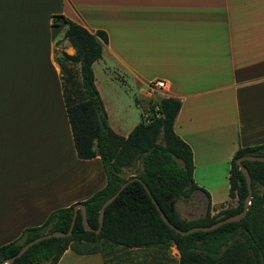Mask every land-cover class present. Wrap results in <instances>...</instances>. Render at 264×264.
Masks as SVG:
<instances>
[{
    "label": "crops",
    "instance_id": "1",
    "mask_svg": "<svg viewBox=\"0 0 264 264\" xmlns=\"http://www.w3.org/2000/svg\"><path fill=\"white\" fill-rule=\"evenodd\" d=\"M63 17L106 33L91 64L105 111L93 68L102 57L130 74L140 112L164 95L180 100L173 130L190 146L193 181L208 193L195 189L182 210L177 197L180 216L200 214L195 199L235 205L230 157L264 142V0H0V244L105 182L98 154L74 150L54 57L56 48L74 52ZM155 79L164 86L148 90ZM56 264L102 258L66 248Z\"/></svg>",
    "mask_w": 264,
    "mask_h": 264
},
{
    "label": "trees",
    "instance_id": "2",
    "mask_svg": "<svg viewBox=\"0 0 264 264\" xmlns=\"http://www.w3.org/2000/svg\"><path fill=\"white\" fill-rule=\"evenodd\" d=\"M63 22L62 38L73 46L74 52L59 49L54 57L74 150L80 158L98 154L105 182L86 198L50 210L41 223L24 227L15 238L0 244V262L39 234L66 230L73 204L81 202L92 230L83 227L77 209L68 235L42 238L8 264H56L66 248L76 253L98 252L102 264H119V260H113L119 249L126 253L149 249L154 264H264V160H242L250 174L252 190L246 212L236 220L207 230L176 232L162 221L142 183L133 179L104 207L100 229L94 231L100 203L132 175L141 178L168 221L180 229L207 225L236 213L242 208L246 185L235 158L245 153L264 155V142L238 146L230 157L227 193L236 197L235 205L212 206L207 199L202 214L192 218L180 216L174 206L177 197L187 198L197 188L208 197L206 190L192 179L190 146L173 130L180 100L161 96L156 116L146 121L140 118L125 135L116 132L107 122L91 65L101 55L106 33L102 29L90 31L67 17H63ZM136 162L139 166L135 173L124 176L123 169ZM171 245L177 250L176 258L169 255Z\"/></svg>",
    "mask_w": 264,
    "mask_h": 264
},
{
    "label": "rangeland",
    "instance_id": "3",
    "mask_svg": "<svg viewBox=\"0 0 264 264\" xmlns=\"http://www.w3.org/2000/svg\"><path fill=\"white\" fill-rule=\"evenodd\" d=\"M59 48L55 49L56 54ZM74 70L77 67L74 63L70 64ZM95 78L97 86L101 92L103 102L105 104L106 112L108 115V123L120 134H126L141 118L146 121L149 118L158 114L157 107H154L153 100L148 101L140 112V108L134 103V94L139 95V89L134 83L130 74L125 70L119 68L109 58H100L94 63ZM140 112V115H139ZM139 166V162L134 163L130 167L123 169V175L128 176L135 173V167ZM190 195L189 197H191ZM179 208L185 209L192 201L189 198L178 197ZM182 199V200H181ZM182 201V202H181ZM196 202V211L193 214L204 211L203 201ZM152 251L147 249H134L129 250L128 253L124 249H119L113 260H119V264H154L151 261ZM110 254H107V256ZM169 255L173 258L177 257V250L174 246L169 247Z\"/></svg>",
    "mask_w": 264,
    "mask_h": 264
},
{
    "label": "water",
    "instance_id": "4",
    "mask_svg": "<svg viewBox=\"0 0 264 264\" xmlns=\"http://www.w3.org/2000/svg\"><path fill=\"white\" fill-rule=\"evenodd\" d=\"M243 159H250V160H264V155H260V154H251V153H245L242 155H239L238 157L235 158V163L237 164L239 170L241 171V173L244 176V180H245V185H246V194L243 197V201H242V208L241 210L237 211L236 213H232L229 214L225 217H222L210 224L207 225H193L190 226L188 228L185 229H180L177 226H175L174 224H172L171 222L168 221V219L166 218L164 212L161 210V208L159 207V205L157 204V202L155 201V199L153 198V196L151 195L148 187L145 185V183L141 180V178L137 175H132L127 177L124 181H122L118 188L109 196H107L99 205L98 208V213H97V218H98V223H97V227L94 229L95 232H98L102 223V218H103V210L104 207L116 196V194L122 189V187L129 182L130 180L133 179H137L139 180L145 191L147 192V194L149 195L151 201L153 202L155 208L158 210L159 212V216L161 217L162 221L164 223H166L169 227H171L172 229H174L176 232L179 233H188V232H192L195 230H207L210 228H213L223 222H227V221H232V220H236L240 217H242L244 215V213L247 210V205L250 202V198H251V178H250V174L248 172V169L246 168V166L242 163ZM77 209H79L80 211V215H81V223L83 225V227L87 230H92L93 228L87 223L86 218H85V210H84V205L81 202H76L73 204L72 206V215H71V219L70 222L67 226V229L62 231V230H52L50 232H45L42 234H39L29 240H27L26 242L22 243L20 245V247L18 248V250L13 254L10 255L9 257L3 259L0 264H8L9 262H11L16 256L20 255L29 245H31L32 243L42 239V238H46L49 236H64V235H68L71 232V228L77 213Z\"/></svg>",
    "mask_w": 264,
    "mask_h": 264
},
{
    "label": "built area",
    "instance_id": "5",
    "mask_svg": "<svg viewBox=\"0 0 264 264\" xmlns=\"http://www.w3.org/2000/svg\"><path fill=\"white\" fill-rule=\"evenodd\" d=\"M164 86V81L162 79H155L152 82H149L147 84V89L148 90H155L157 88H161Z\"/></svg>",
    "mask_w": 264,
    "mask_h": 264
}]
</instances>
